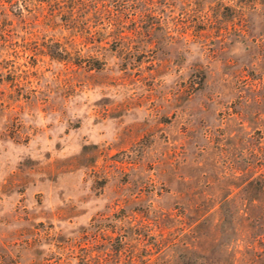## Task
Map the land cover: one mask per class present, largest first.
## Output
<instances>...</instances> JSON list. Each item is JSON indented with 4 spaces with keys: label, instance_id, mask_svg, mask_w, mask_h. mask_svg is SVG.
<instances>
[{
    "label": "rangeland",
    "instance_id": "374dc122",
    "mask_svg": "<svg viewBox=\"0 0 264 264\" xmlns=\"http://www.w3.org/2000/svg\"><path fill=\"white\" fill-rule=\"evenodd\" d=\"M42 5L0 6V264H264V0L113 3L107 40Z\"/></svg>",
    "mask_w": 264,
    "mask_h": 264
},
{
    "label": "trees",
    "instance_id": "16d2710c",
    "mask_svg": "<svg viewBox=\"0 0 264 264\" xmlns=\"http://www.w3.org/2000/svg\"><path fill=\"white\" fill-rule=\"evenodd\" d=\"M125 0H7L9 4V8L5 7L3 4V0H0V6L3 7V11L1 9V15L7 17L11 14L17 21L19 22H26V16L36 12L37 9L42 8V3H47L50 6L51 10H49V15L59 16L60 19L63 21L64 26L71 28V31H74L73 28L76 26H81L84 31L89 32V24L90 22H96L99 24H105L102 31L98 30L101 39L107 40V37H113L116 39L123 38V32L120 30V25L122 21V15L126 14L130 7L121 6L115 7L111 9L110 4L119 3ZM128 1V0H127ZM132 2H137L139 0H131ZM134 10L137 7H133ZM132 10V12H135ZM152 8H147L145 12H149ZM144 11V10H143ZM230 18L233 17L232 12L233 9L230 8ZM9 12V13H8ZM152 12V11H151ZM133 14V13H132ZM6 18L3 19V21ZM0 21V26L1 22ZM232 23L230 28L227 26L224 27L225 33L223 34V38L229 37L231 30L233 32L237 31V28L233 25L232 19H228ZM12 23V20H11ZM66 27V28H67ZM263 49L261 50V55L264 57V43H262ZM48 54L55 59H63L69 55V52L65 48L55 47L53 49H49ZM96 68H99L98 66ZM16 78L12 79L10 82H15ZM246 79L242 80L241 83L245 85ZM239 102L240 104V111L238 114L243 118L249 121L247 118H252L254 120H258L260 112L257 113L256 111L247 110L243 111L241 106L246 107L248 105V99L243 95H239ZM256 140V142L252 145L249 149V158L245 157L243 154L242 161L245 163L241 171H246L251 173L249 177V181L247 182V187L250 190L254 191V195L257 194L261 195L264 201V142L260 140ZM250 158L252 160H250ZM248 180V179H247ZM245 180V181H247ZM244 181V182H245ZM256 199L253 197V200ZM258 238L264 242V232L258 235Z\"/></svg>",
    "mask_w": 264,
    "mask_h": 264
}]
</instances>
